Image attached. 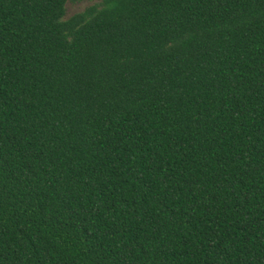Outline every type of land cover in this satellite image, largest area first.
Returning a JSON list of instances; mask_svg holds the SVG:
<instances>
[{"label": "trees", "instance_id": "1", "mask_svg": "<svg viewBox=\"0 0 264 264\" xmlns=\"http://www.w3.org/2000/svg\"><path fill=\"white\" fill-rule=\"evenodd\" d=\"M0 0V264H264V0Z\"/></svg>", "mask_w": 264, "mask_h": 264}, {"label": "rangeland", "instance_id": "2", "mask_svg": "<svg viewBox=\"0 0 264 264\" xmlns=\"http://www.w3.org/2000/svg\"><path fill=\"white\" fill-rule=\"evenodd\" d=\"M101 0H89L81 3H69L67 5V19L71 18L75 14L81 13L85 9H87L90 6H93L95 4L100 3Z\"/></svg>", "mask_w": 264, "mask_h": 264}]
</instances>
